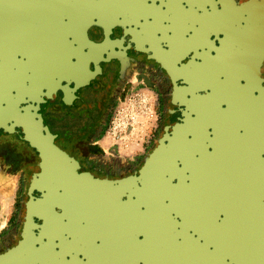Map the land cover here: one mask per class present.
<instances>
[{"label":"flooded vegetation","instance_id":"obj_1","mask_svg":"<svg viewBox=\"0 0 264 264\" xmlns=\"http://www.w3.org/2000/svg\"><path fill=\"white\" fill-rule=\"evenodd\" d=\"M32 114L72 191L31 190ZM0 264H264V0H0Z\"/></svg>","mask_w":264,"mask_h":264},{"label":"water","instance_id":"obj_2","mask_svg":"<svg viewBox=\"0 0 264 264\" xmlns=\"http://www.w3.org/2000/svg\"><path fill=\"white\" fill-rule=\"evenodd\" d=\"M24 127L25 139L36 148L41 159L42 173L33 180L31 190L46 187L51 193L57 189L68 192L79 186L83 176L77 171V162L58 147L43 120L32 114ZM29 207L36 208L38 204L32 203Z\"/></svg>","mask_w":264,"mask_h":264},{"label":"built area","instance_id":"obj_3","mask_svg":"<svg viewBox=\"0 0 264 264\" xmlns=\"http://www.w3.org/2000/svg\"><path fill=\"white\" fill-rule=\"evenodd\" d=\"M142 96L137 101L128 100V105L125 108L117 110L109 125V134L114 135V139H119L125 145L127 154L133 155L138 153L142 145L148 139V131L154 124V114L151 108V102ZM127 110L126 120L122 122L120 119L124 116L122 114ZM145 128V129H143ZM117 143H121V142ZM121 147V145H120Z\"/></svg>","mask_w":264,"mask_h":264},{"label":"rangeland","instance_id":"obj_4","mask_svg":"<svg viewBox=\"0 0 264 264\" xmlns=\"http://www.w3.org/2000/svg\"><path fill=\"white\" fill-rule=\"evenodd\" d=\"M128 103H129V102H127V103H123L122 105H120V106L118 107L117 110H119V109H121V108H125V107H127ZM126 113H127V110L124 111V113L122 114V116H124V117H122V118L120 119L121 122H119V123H121V126H122V127H123V125H122L123 120H124V121L126 120V115H125ZM143 129H145V128H143ZM108 132H109V127H108V131H107V136H108L109 138H111V140H112L113 143H117V142L120 141L118 138H117V139H114V135H113L112 133L109 134ZM120 142H121V141H120ZM120 145H121L122 149H124V148H123V145H125V144H124L123 142H121ZM124 150H125V149H124ZM126 153H128V152H126ZM157 186H158V187H161V184H157ZM164 186H165V185H164ZM164 186H163V187H164ZM186 249H187L186 247H184V246H182V245H180V244L178 243V244H176V247H175V249L173 250V252L171 253V255H173L175 258H176V257H183V255H185V253H186V252H184Z\"/></svg>","mask_w":264,"mask_h":264},{"label":"bare ground","instance_id":"obj_5","mask_svg":"<svg viewBox=\"0 0 264 264\" xmlns=\"http://www.w3.org/2000/svg\"><path fill=\"white\" fill-rule=\"evenodd\" d=\"M188 225V224H187ZM190 227H192V226H190ZM196 228V227H195ZM196 230V229H195ZM197 230H199V229H197Z\"/></svg>","mask_w":264,"mask_h":264}]
</instances>
